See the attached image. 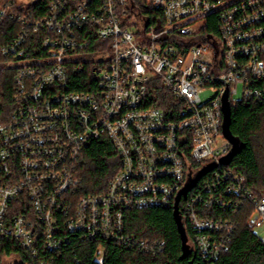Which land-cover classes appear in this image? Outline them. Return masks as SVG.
<instances>
[{"label": "built area", "instance_id": "1", "mask_svg": "<svg viewBox=\"0 0 264 264\" xmlns=\"http://www.w3.org/2000/svg\"><path fill=\"white\" fill-rule=\"evenodd\" d=\"M24 5L0 0V24L22 25L1 50L15 107L0 112V259L9 240L38 257L70 234L162 255L164 241L127 233L126 213L174 208L212 165L180 201L201 257L217 261L237 231L217 212L250 204L248 226L264 229V192L221 162L226 95L231 108L264 104V0H51L39 19ZM157 83L175 100L169 114L149 106ZM104 138L121 168L83 195L78 162Z\"/></svg>", "mask_w": 264, "mask_h": 264}, {"label": "trees", "instance_id": "2", "mask_svg": "<svg viewBox=\"0 0 264 264\" xmlns=\"http://www.w3.org/2000/svg\"><path fill=\"white\" fill-rule=\"evenodd\" d=\"M50 1H32L25 10L33 19H39L47 13ZM16 11L22 12L20 9ZM21 29L22 25L16 21L0 24V64L5 59L1 54L2 48ZM13 78L14 70H0V112L5 110L6 114L15 107ZM155 85L150 86L149 106L161 108L169 114L176 105L175 100L160 83H157V87ZM72 90L89 91L78 85ZM230 131L231 150L234 145L236 149L228 168L241 174L246 184L260 196L264 192V104L238 102L232 108ZM120 168L119 158L110 141L106 138L94 141L78 162V174L82 179L81 194L104 193ZM182 206L181 203L180 212ZM253 210L250 204H246L235 216L215 213L216 217L234 220L237 231L229 252L211 263L201 257L193 230L181 212L182 229L188 243V251L184 252L182 232L171 207L132 210L125 217L127 233L131 237L165 242L166 250L162 255L154 257L113 242L84 241L79 235L70 234L69 244L59 252L44 254L40 250L38 257L23 250L14 240L4 242L0 264H264V241L248 226Z\"/></svg>", "mask_w": 264, "mask_h": 264}, {"label": "water", "instance_id": "3", "mask_svg": "<svg viewBox=\"0 0 264 264\" xmlns=\"http://www.w3.org/2000/svg\"><path fill=\"white\" fill-rule=\"evenodd\" d=\"M231 121H232V108L230 105V101H229V97L228 95H226L225 97V101H224V129H223V133L224 136L226 137V139H228V141L230 142L232 140V133L230 131V126H231ZM231 143V142H230ZM235 149L236 146L234 145L232 150L230 151V153L225 156L224 158H222L221 162L223 164H230V162L232 161L234 155H235ZM215 165L212 166H208L206 168H204L195 179L190 180V183L188 184V186L185 188V190L180 194V196L178 197L177 201H176V205L174 207V213H175V218L177 221V224L182 232V239H183V247H184V252L187 253L188 251V243H187V238L185 236V234L183 233V229H182V222H181V215H180V210H179V204L181 201L182 197H187L188 193L196 186V184L205 176L207 175L210 171H212L213 169H215Z\"/></svg>", "mask_w": 264, "mask_h": 264}, {"label": "rangeland", "instance_id": "4", "mask_svg": "<svg viewBox=\"0 0 264 264\" xmlns=\"http://www.w3.org/2000/svg\"><path fill=\"white\" fill-rule=\"evenodd\" d=\"M31 1H35V0H17L19 5H23V3L25 4L23 7L26 8L28 3ZM210 96V93H205L202 95V97L204 99L208 98ZM241 98V95L235 97V100H239ZM255 233L264 241V229H256Z\"/></svg>", "mask_w": 264, "mask_h": 264}]
</instances>
